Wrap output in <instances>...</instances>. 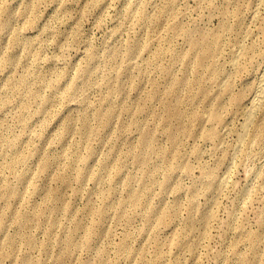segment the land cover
<instances>
[{"label": "rangeland", "instance_id": "obj_1", "mask_svg": "<svg viewBox=\"0 0 264 264\" xmlns=\"http://www.w3.org/2000/svg\"><path fill=\"white\" fill-rule=\"evenodd\" d=\"M263 73L264 0H0V264H264Z\"/></svg>", "mask_w": 264, "mask_h": 264}, {"label": "bare ground", "instance_id": "obj_2", "mask_svg": "<svg viewBox=\"0 0 264 264\" xmlns=\"http://www.w3.org/2000/svg\"><path fill=\"white\" fill-rule=\"evenodd\" d=\"M264 99V73L262 75L260 85L253 94L252 98L249 101L250 107L248 108L246 115H245V124L244 130L247 131L248 129L254 127V118L262 104ZM259 238V235H253L252 239L256 241Z\"/></svg>", "mask_w": 264, "mask_h": 264}]
</instances>
